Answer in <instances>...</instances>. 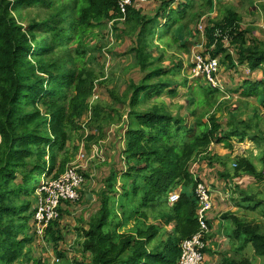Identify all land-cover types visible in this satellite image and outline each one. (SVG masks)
I'll return each mask as SVG.
<instances>
[{
    "label": "trees",
    "instance_id": "obj_1",
    "mask_svg": "<svg viewBox=\"0 0 264 264\" xmlns=\"http://www.w3.org/2000/svg\"><path fill=\"white\" fill-rule=\"evenodd\" d=\"M120 1L0 0V264H43L28 251L39 189L44 178L59 179L75 160L79 146L73 139L86 126L89 145L122 126L117 135L124 170H112L103 180L97 211L89 221L79 219L83 261H65L58 252L63 264H180L183 242L200 230L195 190L206 183L193 172L195 162L227 168L231 156L213 155L210 149L232 151L234 139L263 148L258 123L242 119L244 101L232 111L223 100L227 91L198 80L190 84L186 76L179 78L182 61L175 64L184 53L191 57L204 22L203 56L229 69L247 65L253 73L260 70L262 79L246 80L241 96L256 97L264 105V42L243 27L235 9L223 6L221 17L212 18L215 0H155V14L144 13L148 4H135L122 22ZM111 24L113 31L125 24L122 34L136 38L128 70L138 69L143 77L131 80L119 97L110 92L113 103L93 104L101 75L91 67L96 59L91 52L101 49L96 45L106 39ZM167 60L171 65L165 67ZM181 95L185 106L176 109L171 101ZM89 112L84 125L81 118ZM259 159L262 171L252 159H236L234 177L243 173L264 181V149ZM84 178L91 181L89 174ZM175 192L180 198L171 204ZM83 197L80 191L76 203ZM70 205L61 203L58 219L45 231L55 247L64 241L62 221ZM232 219L237 227L233 238L242 243L237 250L251 245L264 258L262 227ZM219 264L253 263L225 256Z\"/></svg>",
    "mask_w": 264,
    "mask_h": 264
},
{
    "label": "rangeland",
    "instance_id": "obj_2",
    "mask_svg": "<svg viewBox=\"0 0 264 264\" xmlns=\"http://www.w3.org/2000/svg\"><path fill=\"white\" fill-rule=\"evenodd\" d=\"M142 3V2H141ZM141 3H134L137 6ZM143 10L147 15L155 14L154 11L157 7L155 0H148ZM178 4L172 6L176 8ZM232 7L242 18V25L245 28L253 29V36L264 42V0H215V12L212 14V18L217 16L221 17V8ZM137 7L136 9H138ZM125 18L120 20L125 21ZM112 24L106 30V35L99 39L96 46L101 49L93 50L92 55L96 58L91 67L95 72L101 75L100 82L96 86V93L93 97L92 103L95 104L98 101H103L113 103L115 101L114 97L110 92L114 93L115 96L123 95L129 85L131 80L139 82L143 75L138 69L128 70L129 65L132 63L133 56L129 54V50L134 47L136 38L134 36H129L122 34L123 31L127 30V26L124 24L115 25L117 30L113 28ZM111 32L113 37V42L107 39V33ZM114 32V33H113ZM110 35V37H111ZM202 36L195 39L196 42L200 40ZM115 38V39H114ZM206 43V40L205 42ZM104 50V51H103ZM155 55H159L155 52ZM236 57V56H235ZM182 61L183 69L180 77L186 76L190 84H196L195 80H198L199 84L206 85V81L202 78H194L191 73L192 67L191 60H193V55L191 53L182 54L175 61L178 64ZM220 62V61H219ZM170 61H165L164 66H170ZM261 71H256L253 73L247 65H239L237 68L229 69L220 62V72L218 78V88L222 92L227 93L224 95V102H226V107L230 106L232 111H235L234 105H237L240 101H244L246 104L242 105L241 109L244 111L242 116L243 120H253L256 124L258 123V128L261 131L264 139V105L261 104L256 97H243L241 93L243 91V83L252 79L254 81L262 79ZM103 83V84H102ZM101 84V85H100ZM213 88V87H212ZM239 88V91L234 92L235 89ZM166 98V95L162 97ZM174 108L177 109L180 105L186 103L185 98L181 95L179 98L174 99ZM257 109V110H255ZM184 114V112H183ZM259 115L262 119L258 120L256 117ZM221 116V115H220ZM227 116H223L221 121L225 125ZM91 118V112L85 114L81 121L85 125ZM127 121V117L124 118ZM121 125V124H120ZM122 126H117L111 128L109 134L107 133L106 139L96 144H88V137L90 136V131L87 126L84 130H81L77 135L74 136V146H79V151L76 154L75 160L68 166L74 164L78 172L83 176L89 174L91 176V181L83 184L81 192L85 194L81 203H71L70 207L66 209L70 212L69 215H65L62 221L64 241L55 247L54 244L46 240V229L51 222L44 224L41 230L42 234L37 233V225L33 220L32 231L34 241L29 247L31 257L35 260H40L43 264H63V260L58 258V252L64 254L65 261L71 262H82L83 252L81 249V238L79 237V232L77 228L79 227V219L84 218L86 221L92 217L97 209L99 208V192L103 188L104 182L112 172L115 170L117 173L124 170V161L120 154V148H122V142L117 135L118 131H121ZM95 143V142H94ZM233 150L223 151L222 146L213 145L210 149L211 154L221 155L223 157H229L230 162L227 168L222 167L218 163L213 165H208V162H204L202 159L195 162L193 166V172L197 174L198 177L203 179L208 186L209 190L213 195L214 200V210L211 212L215 213V220L219 222L218 225L214 226L213 229L210 228V233L205 238V248L203 250L204 261L202 264H219L223 257L229 256L233 259H249L253 264H264V258L255 255V252L251 245L246 246L241 252L240 247L242 243H239L233 238L234 230L237 228L232 217L239 218L242 221L253 223L255 225H260L264 232V181H258L254 176L241 173L239 177H234L235 175V160L239 157H245L252 159V161L257 166L258 170L262 171L263 166L260 162V156L264 149V140L262 141V149H258L255 144L247 139L245 142L240 143L237 139L233 140ZM89 147V148H88ZM99 148L104 149L103 159L108 163L104 165L101 158L97 157V152ZM220 155V156H221ZM104 161V162H105ZM197 165V166H196ZM196 169L198 171H196ZM85 173V174H84ZM226 173H231L230 178H225L223 175ZM51 179L44 178L43 182L50 181ZM40 186V188H41ZM37 205V209L40 206V198ZM257 207L252 209V207ZM59 214V210H58ZM35 218V216H34ZM55 220V219H53ZM57 220V218H56ZM205 250L208 252L205 253ZM206 260V261H205ZM18 264H33L27 263L25 261H20Z\"/></svg>",
    "mask_w": 264,
    "mask_h": 264
},
{
    "label": "built area",
    "instance_id": "obj_3",
    "mask_svg": "<svg viewBox=\"0 0 264 264\" xmlns=\"http://www.w3.org/2000/svg\"><path fill=\"white\" fill-rule=\"evenodd\" d=\"M146 3L148 0H121L120 9L124 17L127 15L128 8L134 3ZM141 3V4H142ZM205 25L204 22L198 27L197 35L202 36L192 51L193 60H191V73L194 78H202L214 89L220 88L218 82V74L220 72V62L218 59L205 58ZM194 34V36L196 35ZM97 157L103 159L104 149L99 148ZM236 167V165H234ZM196 176V175H195ZM85 183L84 176L78 172L74 164L67 168L66 172L56 180L43 182L39 193L41 194L40 206L35 213V225H37V233L42 234L41 228L44 224H48L53 219H58V210L62 202H77L80 199V190ZM196 199L198 201L199 209L197 212L198 221L200 224L199 232L191 239L183 242L182 256L180 264H202L204 261L203 250L205 248V238L210 233V226L208 224L210 213L214 210V200L208 186L199 183L195 190ZM180 198V193L175 192L170 197V203L175 204ZM49 225V224H48Z\"/></svg>",
    "mask_w": 264,
    "mask_h": 264
},
{
    "label": "crops",
    "instance_id": "obj_4",
    "mask_svg": "<svg viewBox=\"0 0 264 264\" xmlns=\"http://www.w3.org/2000/svg\"><path fill=\"white\" fill-rule=\"evenodd\" d=\"M224 152L226 151V149H224L223 150ZM220 155H221V153H220ZM222 156V155H221ZM197 166V165H196ZM196 171H198L197 169H196ZM198 173V172H197ZM215 216H217V215H215V213H210V218H209V222H210V224H211V226H210V228L211 229H213V227L214 226H216V225H218L219 224V222L217 221V220H215ZM206 261V260H205Z\"/></svg>",
    "mask_w": 264,
    "mask_h": 264
}]
</instances>
